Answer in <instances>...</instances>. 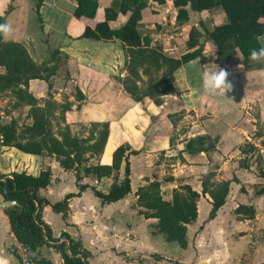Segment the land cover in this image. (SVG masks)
<instances>
[{"label":"crops","instance_id":"obj_1","mask_svg":"<svg viewBox=\"0 0 264 264\" xmlns=\"http://www.w3.org/2000/svg\"><path fill=\"white\" fill-rule=\"evenodd\" d=\"M147 1L150 7L142 16L138 29L160 43L164 52L169 54L186 51V32L190 26L198 25L197 16L206 30L226 21L217 8L196 16L185 6L188 19L176 24L178 6H174L173 0H165L163 4ZM108 2L102 0L95 18L86 20L73 16L74 0H0V15L4 14L8 5L12 7L4 20L11 32L3 37L4 40L21 43L37 64L47 61L50 53L58 49L68 56L71 78L76 70H80L84 76L87 74L107 80L103 87L95 86L93 95L90 94L93 87L84 89L79 85L84 96L81 101H87L82 109L85 117L109 124L108 138L99 162L110 164L113 150L121 144L138 151L128 157L131 191L123 198L110 203L102 202L95 198L91 183L81 180L80 184L89 185L78 196L67 200L65 216L53 211L50 206L42 209V221L57 240L48 241V245L38 249L41 258L52 264H62V255L53 245L65 241L61 235L65 233L79 241L88 252L87 264H171L175 261L180 264H264V199L245 198L240 186L247 191L246 183H254L252 168H237L234 165L242 157L239 146L246 140L253 143L250 135L256 120L251 116L250 109L258 108L264 116V68L242 71L237 56L231 64L236 66L234 71H226L231 90L225 95L222 92L210 93L202 87V80L210 71L218 69L211 62L209 44H205L200 57L183 64L168 77L174 93L162 96L161 105H155L148 97L135 101L118 81L115 82V76L123 78L126 74L121 43L117 40L103 42L76 38L85 24L102 18V8ZM258 42L264 47V33L258 37ZM28 90L36 98L44 97L46 83L32 79L28 82ZM86 91L88 95L85 96L83 92ZM174 113H181L180 123L190 118V123L196 128L192 138L198 134L217 137L215 150L209 156L203 152H183L182 160L176 156L189 136L185 137V133L181 132L169 146V138L176 134L177 127H173L167 115ZM35 158H39L38 164ZM216 158H221L217 167L213 165ZM44 168L50 170V182L38 189L39 196L55 203L69 192H78L73 172L61 168L53 157L25 154L12 147L0 148V173L27 170V174L37 175ZM212 168H215L217 181L235 177L238 183L230 182L224 204L210 219L211 199L208 194L201 195L200 190L202 175ZM122 170L123 164L117 173L118 180L122 177ZM113 180L112 175L94 182L98 186L104 183L100 191L106 192ZM146 180L160 182L165 200H169L172 190L182 184H188L200 193L196 202L197 216L186 225V247L181 248L171 242L179 248L173 247L175 254L167 249L168 241L158 232L156 219L145 218L139 212L134 193ZM66 182L72 187L65 191L63 184ZM98 186L96 189L99 190ZM90 194L95 196V199H88L93 205L84 209L86 202L82 198ZM53 196L56 197L52 199ZM3 200L0 195V202ZM238 203L252 205L254 217L235 213ZM51 218L56 219V224ZM15 240L8 218L0 208V261L4 264H19L10 249ZM158 245L163 251L156 250ZM107 255L114 260L97 263L98 256L103 259ZM185 257L189 258L187 262Z\"/></svg>","mask_w":264,"mask_h":264},{"label":"trees","instance_id":"obj_2","mask_svg":"<svg viewBox=\"0 0 264 264\" xmlns=\"http://www.w3.org/2000/svg\"><path fill=\"white\" fill-rule=\"evenodd\" d=\"M74 2V17L93 20L102 0ZM150 2L163 4L165 0ZM173 4L178 6L176 24H182L188 19L185 6L196 16L202 11L219 7L226 21L206 30L201 18L197 16L198 25L190 26L186 32V51L181 54H169L164 52L160 43L142 34L138 29L143 11L150 7L147 0H109L102 8V18L92 24H85L76 38L103 42L119 41L125 57L123 67L126 74L123 78L116 77V81L135 101L148 97L157 106L162 104V96L174 93L168 77L183 64L200 57L205 44H209L211 62L218 70H225L227 62L237 56L242 71L264 68V59H249L252 50L261 48L258 37L264 33V0H173ZM38 5L39 3L37 9ZM11 8V5H8L4 14L0 15V24H4L5 16ZM67 60L65 53L54 49L47 61L37 64L21 43L6 41L0 35V97L7 99V104L12 108H26L25 115L29 119L27 123H19L16 118H10L6 122L0 119V148L12 147L25 154L53 157L61 168L73 172L78 188V192H69L61 201L50 203L37 193L39 188L46 187L50 182L49 168L39 170L37 175L27 174L25 171L0 173V195L4 200H14L17 203L3 208L10 231L18 242L32 249H39L48 245V241L57 240L51 236L50 228L42 221V209L50 206L53 211L61 212L62 216H65L67 200L78 196L88 187L87 184L79 183L83 177L92 175L99 181L113 175L114 180L106 192L91 187L93 194L102 202H115L131 191L128 157L138 151L121 144L113 150L111 163L101 164L99 157L108 138V122H90L88 134L85 136L73 133L65 123L64 115L70 110L71 103L68 100H55L51 89L53 77ZM32 79L46 83L47 92L44 97L36 98L28 90V82ZM144 83L146 86L141 89L140 85ZM74 90V99L79 102L83 100L81 91L77 87ZM180 115L181 113L167 115L174 128ZM174 138L173 134L169 138L170 147ZM217 140V137L212 138L206 134L187 137L176 156L180 160L183 159V152H203L209 156L215 150ZM261 145L264 146L262 143ZM239 151L242 157L235 161L237 168L248 169V159L251 160L255 154L262 156L256 145L247 140L239 146ZM90 160L95 162L90 163ZM122 164V177L118 180L117 173ZM214 169L202 175L200 190L201 195L208 194L211 199L210 219L224 204L230 182L238 183L235 177L217 181ZM257 175L264 178V170L260 169ZM240 192H244L242 186ZM200 193L190 185L182 184L172 190L169 200H165L161 194L160 182L146 180L145 184L137 187L134 194L140 214L145 218L156 219L155 225L164 239L184 248L186 225L197 216L196 202ZM256 193L264 194V187ZM234 212L247 218L254 217V208L247 203H238ZM61 235L65 241L53 247L61 253L62 264H87L89 254L80 242L65 233ZM40 263L52 264L45 259H41ZM171 264L180 263L175 261Z\"/></svg>","mask_w":264,"mask_h":264},{"label":"rangeland","instance_id":"obj_3","mask_svg":"<svg viewBox=\"0 0 264 264\" xmlns=\"http://www.w3.org/2000/svg\"><path fill=\"white\" fill-rule=\"evenodd\" d=\"M215 8H217L221 11V9L219 7H215ZM145 12L147 13L148 11L144 10L143 15ZM204 12L205 11H202L200 14L202 15ZM139 25H140V23H139ZM139 25H138V27H139ZM229 63L230 64H229L228 68H226L225 70L229 71L232 69L234 71V68H236V66L231 65L234 63V59H232ZM68 69H69V66L67 63L65 65L62 64V66L60 67V69L58 70L56 75L53 77V80H52L53 84H52V89H51L52 96L57 101L62 102L64 100L65 101L68 100L71 103L70 110L66 111L65 115H64L65 123L69 125V127L73 133H75L79 136H85L88 134V127H89L88 124L90 122H93V121L90 120V118H88V116L85 117V114L82 113V109L84 108L83 105H85L87 101L86 102L85 101H80V102L76 101L74 99V96H73L74 91H75L74 88L77 87L78 89H80L79 85H81L84 89L86 87H89L92 89V87H93L92 91L90 92V94L93 95L95 86L103 87L107 80H105L104 78L103 79L95 78L94 76H90V75L87 76V74H86V76H84V75H82V72L80 70H76L75 72L73 71L74 77L71 78ZM55 78H57V79L55 80ZM144 79H146V78H144ZM115 80H116V76H115ZM115 82H117V81H115ZM140 86L142 89L146 86V83L141 84ZM83 93L85 96L88 95L87 91L83 92ZM57 94H59V95H57ZM26 111H27L26 108H12L10 105L7 104V99L0 97V119L3 122L8 121L10 118H16L19 123H22V122L27 123V122H29V119L26 118V115H25ZM250 114L256 120V122L254 123V128L251 130L252 133L250 135V138H251V141H253V143L256 145V147L259 150V153L262 156L258 157L255 154L251 158V160L248 159L249 165L252 168L251 169V172L253 175L252 181L254 183H252V182L246 183L247 184V188H246L247 191L245 190L243 192V194L245 195L246 199H259V198L264 199V194L258 195V193H256V192H258V189H260L261 187H264V178L258 177V175H257L258 171L260 169L264 170V146L261 145V143L264 144V118L262 119V117H264V116H263V114H260V109H258V108L250 109ZM175 124H177L176 125L177 130H175V132H174V133H176V134H174L175 139H176V135L181 134V132L185 133V137L186 136L190 137L191 134L194 133V131H196L195 130L196 128H193V125L190 123V118H187L186 120H184L183 123L178 122V120L176 119ZM3 151H5V150H3ZM220 160H221V158H216L213 161V165H216ZM34 161H36V163L38 164L40 160H39V158H35ZM89 162L93 163L95 161L90 160ZM175 162L177 163V165H180V163H178L177 161H175ZM234 165H235V163H234ZM216 167H217V165H216ZM25 171H27V170H25ZM29 171L31 172L32 170H29ZM220 174H222V171L220 172ZM84 180L87 181L88 183H91L92 187L96 188L98 186L94 182L95 178L92 175H89L87 177H83L82 181H84ZM249 180H251V179H249ZM63 185H64L63 190H65V191L69 190V188L72 187V185L69 182H66ZM104 185L105 184L102 183L100 186H98L99 190H102ZM55 197L56 196H53L52 199H54ZM94 197L93 196L91 197V194H90V196L86 195L82 198V199H85V202H86L84 209H86L87 207H92L93 203L88 199L97 198V197H95V198ZM263 204H264V201H263ZM201 210H202V207H201ZM201 213H203V212H201ZM51 220L53 222H55V224H56V219L51 218ZM210 227H212V225ZM167 243H168L167 249L169 250V252H171L172 254H175L176 250H174L173 247L175 246L176 249H179L178 246L175 245L174 243H171V242H167ZM156 250L163 251L162 247H160L159 245L156 247ZM108 257L109 256L107 255L106 258L99 259V258H101V256H98V258L96 259L97 263H99L101 261L103 263H109V261L111 259L114 260L113 257H111V256L109 258ZM188 260H189L188 257L184 258V261L187 262Z\"/></svg>","mask_w":264,"mask_h":264},{"label":"clouds","instance_id":"obj_4","mask_svg":"<svg viewBox=\"0 0 264 264\" xmlns=\"http://www.w3.org/2000/svg\"><path fill=\"white\" fill-rule=\"evenodd\" d=\"M11 32V28L7 24H0V35L7 37ZM249 59L259 61L264 59V47L258 50H252ZM228 73L225 70L210 71L202 80V87L210 93L222 92L223 95L231 90V83L227 80ZM0 264L4 262L0 261Z\"/></svg>","mask_w":264,"mask_h":264},{"label":"built area","instance_id":"obj_5","mask_svg":"<svg viewBox=\"0 0 264 264\" xmlns=\"http://www.w3.org/2000/svg\"><path fill=\"white\" fill-rule=\"evenodd\" d=\"M18 258L19 264H41V256L38 249H32L28 245L15 240L10 247Z\"/></svg>","mask_w":264,"mask_h":264},{"label":"water","instance_id":"obj_6","mask_svg":"<svg viewBox=\"0 0 264 264\" xmlns=\"http://www.w3.org/2000/svg\"><path fill=\"white\" fill-rule=\"evenodd\" d=\"M14 200H3L0 202V208L16 205Z\"/></svg>","mask_w":264,"mask_h":264}]
</instances>
